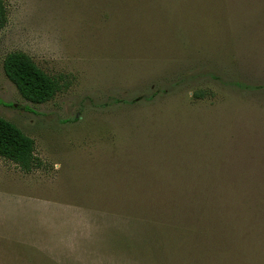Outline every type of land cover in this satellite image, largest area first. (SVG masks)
<instances>
[{
  "label": "rangeland",
  "instance_id": "1",
  "mask_svg": "<svg viewBox=\"0 0 264 264\" xmlns=\"http://www.w3.org/2000/svg\"><path fill=\"white\" fill-rule=\"evenodd\" d=\"M5 2L0 116L40 165L0 157V264H264V0Z\"/></svg>",
  "mask_w": 264,
  "mask_h": 264
},
{
  "label": "trees",
  "instance_id": "2",
  "mask_svg": "<svg viewBox=\"0 0 264 264\" xmlns=\"http://www.w3.org/2000/svg\"><path fill=\"white\" fill-rule=\"evenodd\" d=\"M9 10L5 0H0V32L9 20ZM4 71L17 86L21 95L34 103H45L53 99L63 88L60 80L42 68L33 58L23 51H14L4 59ZM205 92L197 90L196 97ZM0 157L18 164L25 172H31L40 165L36 156V142L17 124L0 116ZM152 221V220H151ZM161 241L157 242L160 245Z\"/></svg>",
  "mask_w": 264,
  "mask_h": 264
}]
</instances>
